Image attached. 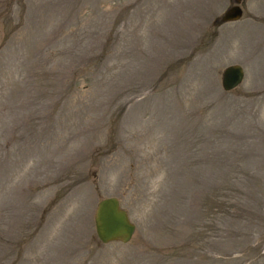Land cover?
I'll list each match as a JSON object with an SVG mask.
<instances>
[{
  "label": "rangeland",
  "instance_id": "374dc122",
  "mask_svg": "<svg viewBox=\"0 0 264 264\" xmlns=\"http://www.w3.org/2000/svg\"><path fill=\"white\" fill-rule=\"evenodd\" d=\"M0 264H264V0H0Z\"/></svg>",
  "mask_w": 264,
  "mask_h": 264
},
{
  "label": "water",
  "instance_id": "95a60500",
  "mask_svg": "<svg viewBox=\"0 0 264 264\" xmlns=\"http://www.w3.org/2000/svg\"><path fill=\"white\" fill-rule=\"evenodd\" d=\"M243 9L236 2L233 5H229L224 13H221L220 17L225 21L239 19ZM222 75L220 77L222 82V88L232 89L237 86L243 80L244 67L241 64L230 63L223 67ZM119 198L110 195L103 196L95 204L94 228L96 236L101 242H113V240H120L121 242H127L132 238V233L135 230L133 220L128 215V211L120 206Z\"/></svg>",
  "mask_w": 264,
  "mask_h": 264
}]
</instances>
